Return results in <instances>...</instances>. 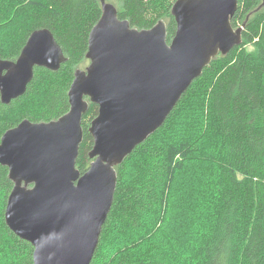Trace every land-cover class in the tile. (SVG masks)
I'll use <instances>...</instances> for the list:
<instances>
[{"label": "trees", "instance_id": "16d2710c", "mask_svg": "<svg viewBox=\"0 0 264 264\" xmlns=\"http://www.w3.org/2000/svg\"><path fill=\"white\" fill-rule=\"evenodd\" d=\"M175 1L160 0L154 18L146 0H106L140 30L164 20L168 43L177 31ZM101 14V0H0V59L16 61L39 29L53 33L67 59L56 72L36 67L26 94L10 104L0 96V143L24 120L50 122L69 112V91ZM232 21L244 27L242 45L215 58L164 125L117 167L91 264H264V0H239ZM98 113L90 104L84 115L82 174L92 162L89 129ZM13 188L0 164V264H33V246L5 222ZM180 228L188 232L178 240Z\"/></svg>", "mask_w": 264, "mask_h": 264}, {"label": "water", "instance_id": "95a60500", "mask_svg": "<svg viewBox=\"0 0 264 264\" xmlns=\"http://www.w3.org/2000/svg\"><path fill=\"white\" fill-rule=\"evenodd\" d=\"M101 4L89 35L90 64L75 73L69 112L50 122L24 120L0 143V164L14 183L5 222L33 246V264L92 263L114 203L117 167L164 125L215 58L243 43L244 27L232 21L239 0H176L171 43L164 20L140 30L113 4ZM66 61L49 29L32 32L16 61L0 59L2 103L26 94L36 67L56 72ZM90 104L99 113L89 129L92 162L82 174L77 160Z\"/></svg>", "mask_w": 264, "mask_h": 264}, {"label": "rangeland", "instance_id": "374dc122", "mask_svg": "<svg viewBox=\"0 0 264 264\" xmlns=\"http://www.w3.org/2000/svg\"><path fill=\"white\" fill-rule=\"evenodd\" d=\"M147 1V3L149 4V6H150V9H151V12H154V14H153V16H154V18H156V17H158V13H155V12H159L160 11V7H161V2H160V0H146ZM165 9V8H164ZM164 9H162V10H164ZM162 20V19H161ZM160 20V21H161ZM241 23V22H240ZM239 23V21L237 22V25L238 26H241V24ZM240 28V27H239ZM236 29H238V28H236ZM89 63H90V61L89 60H87V62H86V64H85V66L82 68V70H84V69H86V67L89 65ZM165 226L163 225V224H161L160 225V228L162 229V231H163V228H164ZM178 229V228H177ZM164 232H165V234H166V236L170 239V241L172 240V241H174V243H175V235L173 234V232H172V230L171 229H169V228H164ZM186 232H188V230H185V229H183V228H180L179 230H178V232L176 233V237H177V239L178 240H181L183 237H182V235H183V233H186ZM174 247H176L175 246V244L173 245Z\"/></svg>", "mask_w": 264, "mask_h": 264}, {"label": "flooded vegetation", "instance_id": "af4514ba", "mask_svg": "<svg viewBox=\"0 0 264 264\" xmlns=\"http://www.w3.org/2000/svg\"><path fill=\"white\" fill-rule=\"evenodd\" d=\"M90 64V63H89ZM99 108V107H98Z\"/></svg>", "mask_w": 264, "mask_h": 264}]
</instances>
